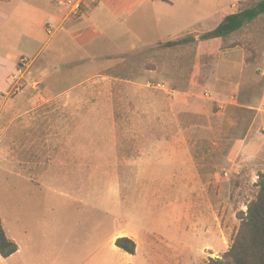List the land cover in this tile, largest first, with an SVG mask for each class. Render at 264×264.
Listing matches in <instances>:
<instances>
[{
  "label": "rangeland",
  "instance_id": "1",
  "mask_svg": "<svg viewBox=\"0 0 264 264\" xmlns=\"http://www.w3.org/2000/svg\"><path fill=\"white\" fill-rule=\"evenodd\" d=\"M259 1L172 0L173 6L163 16L172 19L174 27L161 32L153 26V19L147 20L143 8L131 16L119 10L118 16L137 36L155 35L153 41L198 39L219 26L214 15L218 3L227 4L224 17ZM149 14L154 17L153 9ZM201 43L176 50L156 47L148 57L147 64L156 62L160 72L156 77L168 90L154 95L159 104L157 120L162 123L155 133L164 137L161 143H141L143 136L154 135L147 121L153 115L143 103L151 97L126 89L125 95L112 100L117 125L106 112H99L100 117L86 121L87 126L69 121L64 146L53 138L59 131L63 135L58 127L49 130L52 139L47 147L32 145L29 155L35 159L55 158L60 147L67 154L79 151L96 156L93 169L82 167L69 173L71 168H66L65 180L50 171L40 181L46 189L31 186L35 189L29 197L26 187L30 182L26 181L30 177L25 168L12 165L16 149L11 151V140L17 136L18 149L28 147L29 141L43 136L44 128L36 123L34 129H27L22 125L25 119L11 125L6 114L0 122V204L19 199L47 202L33 211L43 212L45 218L65 217L63 233L70 264H79L82 256V261L93 257L99 264H204L223 257L240 228V214L255 198L258 175L264 172V19L225 42ZM122 68L119 73L125 74V63ZM79 81L57 89L65 92L61 104L74 102L83 88L71 86ZM172 87H177L174 94ZM18 94L14 90L7 97L0 95V104L16 103ZM106 98L111 102L112 97ZM27 99L25 94L17 101L26 103ZM78 99L83 104L106 103L101 97ZM70 114L76 113L68 110V119ZM84 115L89 114L85 111ZM79 135L83 143H71L70 138ZM128 167L135 172H123ZM17 169L24 175L18 177ZM13 186L22 188L14 192ZM116 232L136 239L134 256L120 249L111 253L109 239ZM71 255L75 258L70 259Z\"/></svg>",
  "mask_w": 264,
  "mask_h": 264
},
{
  "label": "crops",
  "instance_id": "2",
  "mask_svg": "<svg viewBox=\"0 0 264 264\" xmlns=\"http://www.w3.org/2000/svg\"><path fill=\"white\" fill-rule=\"evenodd\" d=\"M59 1L61 0H0V95L7 97L13 94L14 90L19 92L16 103L0 104V122L9 113L11 125L25 119L22 125L25 123L27 129H34L36 123L44 128L43 136L29 141L28 147L23 146L22 149H18L20 141L17 140V136H13L11 140V151L16 149V156H12V165L16 168H25V173L30 177L26 181L32 184L29 183L26 187L28 197L32 189H35L33 187L46 189L40 181H42L41 177L44 178L50 171L58 173L57 176L65 180L68 174L66 168H71L69 173L82 167L93 169L92 160L96 156L92 152L79 151L67 154L65 147H60L55 158L49 155L46 158L35 159L29 155L32 145L43 143L47 147L52 139L49 130L58 127L63 129V135L61 137L59 131L53 135V138L59 146H64L67 143L64 130L69 121L80 127H83L84 123L87 126V122L91 119L100 117L99 112H106L113 125H117V111L112 100L115 101V97L121 94L125 95L126 89L134 90L136 94L144 92L151 97L143 103L153 115V119L149 118L147 121L148 126L155 129L154 135L143 136L141 143L147 144L154 140L155 144H158L164 138L155 133L157 129L162 128V123L157 120L159 104H156L154 95L168 91L167 85L156 77L160 74L156 62L149 65L147 62L149 55L156 52L152 51L154 48L163 50L159 48L160 43L177 39L162 42L153 41L155 35L137 36L121 20L118 11L120 10L125 16H131L137 8H143V14L147 15L148 21L153 19L152 24L157 31L161 32L164 28L171 30L174 27L172 19H166L163 15L173 6L172 0H84L82 14L70 19L66 18V10L58 6ZM231 1L229 0V3ZM223 4L218 3V9L214 14L216 20L219 19L218 25L225 17L237 13L232 12L222 17V12H227L225 8L227 4L222 6ZM151 9H153V18L149 14ZM48 24L57 28L53 36H48L46 33ZM122 40H127L124 45L122 42L123 46ZM217 41L221 40L216 39L201 44ZM202 51L205 52L204 47ZM124 63L125 74L119 73L123 70ZM77 79L81 80L72 84L71 89L80 87L83 89L76 95L73 103L61 104L65 92L60 90L57 92V89H62L69 85V82ZM165 79L169 80V77ZM85 83H88L89 87H86ZM19 85L24 86V89ZM172 89L171 92L176 93L174 91H177V87ZM25 94L28 97L26 103L17 101ZM82 96L101 97L102 100L107 96L112 98L111 102L106 98V103L100 106L96 102L86 104L79 102L78 97ZM190 109L193 108L190 106ZM68 110L76 113L70 114L71 119H68ZM85 111L89 114L87 117H84ZM116 137L114 140L118 143L119 138ZM82 140L81 135L70 138L71 143L82 144ZM138 155L143 154L140 152ZM52 165L58 167L52 168ZM127 169L123 172L127 171L128 174L135 172L131 167ZM16 175L20 177L24 174L22 170L17 169ZM34 176L40 179L36 180ZM21 188L13 186L12 190L19 192ZM40 204L47 202L37 203L29 199L27 201L19 199L0 204V218L6 236L18 246V252L9 259L5 260L0 256V264H70L67 262V247L63 233L66 219L60 215L45 218L43 212L33 211V208H38ZM98 232V227H95L94 233ZM119 238L136 241L126 232H116L109 239L111 253L118 252L116 241ZM96 251L98 252L97 248ZM79 253L81 254V249ZM74 258L75 255H71L70 259ZM82 259L83 256L80 257L79 264H99L98 259L94 260L93 257L83 261Z\"/></svg>",
  "mask_w": 264,
  "mask_h": 264
},
{
  "label": "trees",
  "instance_id": "3",
  "mask_svg": "<svg viewBox=\"0 0 264 264\" xmlns=\"http://www.w3.org/2000/svg\"><path fill=\"white\" fill-rule=\"evenodd\" d=\"M262 19H264V0L225 17L216 29L201 35L198 39L188 36L160 43L159 48L176 50L190 44L197 46L199 42L216 39L225 42ZM255 187L257 189L255 198L247 205V211L240 214L238 218L240 228L232 239L228 252L223 257L210 259L204 264H264V172L258 175ZM116 247L131 256L137 251L136 243L129 238H119ZM17 252L18 246L7 238L0 218V256L6 260Z\"/></svg>",
  "mask_w": 264,
  "mask_h": 264
},
{
  "label": "built area",
  "instance_id": "4",
  "mask_svg": "<svg viewBox=\"0 0 264 264\" xmlns=\"http://www.w3.org/2000/svg\"><path fill=\"white\" fill-rule=\"evenodd\" d=\"M84 0H61L58 2V6L66 10V18L79 17L84 9ZM57 31L54 25L48 24L46 26V33L48 36H53ZM162 88V87H161Z\"/></svg>",
  "mask_w": 264,
  "mask_h": 264
}]
</instances>
